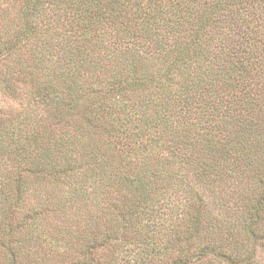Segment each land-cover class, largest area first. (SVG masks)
<instances>
[{
    "label": "trees",
    "instance_id": "16d2710c",
    "mask_svg": "<svg viewBox=\"0 0 264 264\" xmlns=\"http://www.w3.org/2000/svg\"><path fill=\"white\" fill-rule=\"evenodd\" d=\"M0 264H264V0H0Z\"/></svg>",
    "mask_w": 264,
    "mask_h": 264
}]
</instances>
